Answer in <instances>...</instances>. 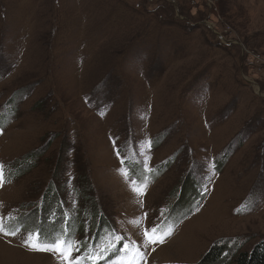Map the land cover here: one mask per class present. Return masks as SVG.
Returning <instances> with one entry per match:
<instances>
[{
  "label": "rangeland",
  "instance_id": "obj_1",
  "mask_svg": "<svg viewBox=\"0 0 264 264\" xmlns=\"http://www.w3.org/2000/svg\"><path fill=\"white\" fill-rule=\"evenodd\" d=\"M133 150L153 186L145 207L122 172ZM31 156L0 193L6 207L30 211L57 180L78 200L84 176L138 244L143 210L175 203L194 179L174 236L134 264H204L216 243L264 242V0H0V163ZM21 219L14 236L37 233ZM1 235L0 264H61Z\"/></svg>",
  "mask_w": 264,
  "mask_h": 264
},
{
  "label": "trees",
  "instance_id": "obj_2",
  "mask_svg": "<svg viewBox=\"0 0 264 264\" xmlns=\"http://www.w3.org/2000/svg\"><path fill=\"white\" fill-rule=\"evenodd\" d=\"M16 96L18 98L22 97V95ZM8 114L9 111L5 115L7 116ZM38 157L31 156L24 163H16V167L15 165L13 167L15 175L19 178L22 177L35 166ZM173 162L174 160L170 164H173ZM129 165L128 163L126 164L129 175L132 178L143 179L145 176L143 170L137 164H133L131 167V163L129 162ZM167 168H169L167 164L159 167V171L155 174L154 179L161 178ZM189 177H187L185 183L187 185V183H191L190 181H192L190 187L183 184L184 187L181 189L177 188L172 193L176 198V202L171 206L172 213L170 220L173 224L181 222L183 217L191 211L196 198L194 179L190 180ZM60 178L61 174L58 172L57 179ZM92 190V186L89 185L88 180H85L83 176L79 187L74 188L72 191V194H75L78 200L72 199L68 201L70 194L67 191V184L58 183V180L57 182L51 181L40 200L32 205L33 207H31L29 212L24 211L20 223L25 229L35 227L40 231L44 239L54 240L62 237L66 241L70 240L73 242L76 237H80L81 248L82 246L87 247L97 244L107 234H113L115 228L111 225L109 215L102 210L101 207L103 205L101 201L93 198L91 195ZM50 218H54V221H51ZM120 246L121 244L117 248ZM243 249L244 244L240 240L216 243L206 255L204 264H222L227 260L224 257L226 252H229V258H232L228 264H264V242L256 245L251 250L244 251Z\"/></svg>",
  "mask_w": 264,
  "mask_h": 264
},
{
  "label": "snow or ice",
  "instance_id": "obj_3",
  "mask_svg": "<svg viewBox=\"0 0 264 264\" xmlns=\"http://www.w3.org/2000/svg\"><path fill=\"white\" fill-rule=\"evenodd\" d=\"M150 146V142H149ZM113 147L116 151V155L120 157L121 150L117 146L116 141L113 140ZM124 163V159H121V164ZM5 176L3 171V165L0 164V186H3L5 183ZM136 181L131 180L129 178V183L134 184ZM146 187V185H145ZM134 191H137L140 195H143V190L141 189H134ZM147 213H144V218H147ZM18 231V230H17ZM17 231H9L6 230L4 220L3 218H0V234L6 235V236H14L17 235ZM168 235H171V230H169L168 233H160L158 226H152L149 228H145L143 232L144 240L142 242L141 246H148V245H156L158 243H163L164 240ZM121 241H127L122 244L120 248L116 247L117 242ZM24 244L26 247H29L33 251H45V252H52L54 254H57L58 257H60L62 260L67 262V264H83V261L85 259H104V256H101L98 252L94 254H90L88 252H85L83 255L72 258V252L73 251H80V247L74 245V243L70 240L66 241L65 239L58 238L54 240H48V239H41L40 233H29L27 237L24 239ZM130 244H135V241L129 240L127 237H121V236H115L114 242L108 246V251L112 252L114 255V259L112 261V264H124L125 257L121 254L124 253L126 250L129 249ZM101 250H103V246H99ZM104 255H107V252L104 253ZM144 253L140 251V247H137L135 250V254L132 256V260L127 261V264H134L136 261V257H143ZM105 264H108L106 261Z\"/></svg>",
  "mask_w": 264,
  "mask_h": 264
}]
</instances>
